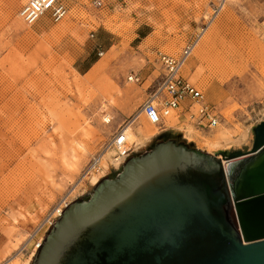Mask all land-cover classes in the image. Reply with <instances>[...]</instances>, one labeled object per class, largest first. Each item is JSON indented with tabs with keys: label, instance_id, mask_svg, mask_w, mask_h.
<instances>
[{
	"label": "rangeland",
	"instance_id": "rangeland-1",
	"mask_svg": "<svg viewBox=\"0 0 264 264\" xmlns=\"http://www.w3.org/2000/svg\"><path fill=\"white\" fill-rule=\"evenodd\" d=\"M26 1L0 0V264L29 259L30 250H15L67 191L76 189L71 202L91 197L92 157L113 151L104 148L160 80L157 52L179 53L212 0H60L65 17L54 22L45 14L32 25L18 16ZM182 74L216 107L222 125L247 127L245 141L226 151L249 149L264 119V0H228ZM141 118L131 140L140 127L150 139L138 150L130 142L132 158L171 139L214 153L177 126L151 134ZM190 124L196 135L213 131Z\"/></svg>",
	"mask_w": 264,
	"mask_h": 264
},
{
	"label": "water",
	"instance_id": "water-1",
	"mask_svg": "<svg viewBox=\"0 0 264 264\" xmlns=\"http://www.w3.org/2000/svg\"><path fill=\"white\" fill-rule=\"evenodd\" d=\"M253 133L221 159L174 139L128 156L61 211L30 264H264V119Z\"/></svg>",
	"mask_w": 264,
	"mask_h": 264
},
{
	"label": "built area",
	"instance_id": "built-area-1",
	"mask_svg": "<svg viewBox=\"0 0 264 264\" xmlns=\"http://www.w3.org/2000/svg\"><path fill=\"white\" fill-rule=\"evenodd\" d=\"M226 1L212 0L210 2V14L204 18L198 31L183 45L179 53L172 55L157 52V61L161 68L160 80L141 104L140 112L148 123L157 128L158 133L175 128L174 126L179 125L186 117L193 125L203 131H210L218 124L221 114L214 105L206 102L202 90L183 76L182 68L199 37L222 11ZM101 3L100 0L95 1L97 6H100ZM67 12V7L60 0H27L19 8L18 14L24 23L32 25L45 14H49L54 22H58L66 16ZM102 53L99 52V55H102ZM129 77V80H139L138 76L130 75ZM170 114L176 118L175 121H169L172 126L166 123V118ZM106 146L115 149L116 156L122 155L124 157L122 162L132 153V150L126 147V136L122 127L115 132ZM97 156L98 154L92 157L87 169L92 165H96ZM122 167L123 163L114 169L119 170ZM70 203L71 200L60 198L39 221L37 226H34L31 234L34 232L41 234V239L34 237L35 243L32 247L35 252L38 246L41 245L45 235L50 233L53 222L57 220L58 216L61 215V211ZM28 250L26 246H23V252Z\"/></svg>",
	"mask_w": 264,
	"mask_h": 264
},
{
	"label": "bare ground",
	"instance_id": "bare-ground-1",
	"mask_svg": "<svg viewBox=\"0 0 264 264\" xmlns=\"http://www.w3.org/2000/svg\"><path fill=\"white\" fill-rule=\"evenodd\" d=\"M226 2H228V0ZM18 16H19V14H18ZM19 18L21 19L20 16H19ZM201 36L199 37V39L201 38ZM195 46H194V48H195ZM96 68H97V66H95L94 69H96ZM129 79H130V77H129ZM141 117H143V115L141 112H139L135 116H133L126 124H124L122 126V130L124 131L125 136H126V147H129L131 150H132V148L130 146V142H131V145L134 148V150H138V149H142L146 145L148 140L150 139V135L147 133V131L144 128L140 127V128H137V130H136V133H137L136 139L133 141L131 140L132 135H133V128L131 125L134 124L137 120L143 119ZM172 117H174V116L172 114H170L166 118V123L168 125H171V122L169 123V121H171ZM187 120H188V122L192 123L189 120V118ZM104 121L105 122L110 121L108 116H105ZM147 123H148V121H147ZM219 124H220V122H218V124L213 128H216ZM148 125L152 129L151 134H157L158 133V130L154 125H152L150 123H148ZM247 131H248L247 127H243V126L238 125V124L233 126L232 128H226L225 126L220 124L219 127H217L215 129V131L213 132V134L211 136H202L201 146L204 147L208 152H211V153L214 152L213 153L214 155L220 156L221 152H227L226 148L228 149L231 146L241 145L242 142L245 141V139H246ZM104 149L105 150L111 149L114 152L113 151L112 152L104 151L103 153H101L99 156L96 157V165L95 166L92 165L91 166L92 170H90L87 173V175H88L87 177H88V180L90 181L91 185L96 184L98 179L102 175H104L106 172H108L111 167L114 166V168H117L120 166V164L123 161L124 157L122 155L116 156V150L115 149L109 148L108 146H106ZM234 162H235V159H228V160L224 159L223 165L226 167L227 172L231 171V169L234 165ZM75 191H76V189H75ZM75 191H71L69 194L67 191L62 196V198L71 200V197H73L76 194ZM37 224L35 225V227L37 226ZM30 234H31V232L28 234L27 238L23 241V243H21L20 246L15 250V252H14L15 254L28 255V253L23 252V246H26L30 250V253H29L30 257H32V255H34L35 249L32 247L33 243H35L34 237H37V239H41V234L40 233L36 234L35 232L31 235ZM30 257H29V259H27L25 261L18 260V259H16V257H14L11 260H9L6 264H29Z\"/></svg>",
	"mask_w": 264,
	"mask_h": 264
},
{
	"label": "crops",
	"instance_id": "crops-1",
	"mask_svg": "<svg viewBox=\"0 0 264 264\" xmlns=\"http://www.w3.org/2000/svg\"><path fill=\"white\" fill-rule=\"evenodd\" d=\"M175 118L174 117H172L171 118V121H173ZM221 124V123H220ZM219 124V125H220ZM219 125L217 126V127H219ZM171 126H172V124H171ZM177 126V129L180 131V132H182L183 134H184V136H185V138H187L188 140H193L194 138H198L199 137V139H200V142L202 141V136H200L199 134L198 135H196L195 134V132H194V130H193V128H192V125L190 124V122H188V120H187V118H185L184 120H182V122L179 124V125H176ZM223 126H225L224 124H223ZM216 127V128H217ZM226 128H229V127H227V126H225ZM216 128H213V131H212V133H211V135L213 134V132L215 131V129ZM232 128V127H231ZM190 129V130H189ZM186 130V131H185ZM192 130V131H191ZM190 133H189V132ZM210 131H207L206 132V134H208ZM210 135V136H211ZM190 137V138H189ZM201 144V143H200Z\"/></svg>",
	"mask_w": 264,
	"mask_h": 264
}]
</instances>
